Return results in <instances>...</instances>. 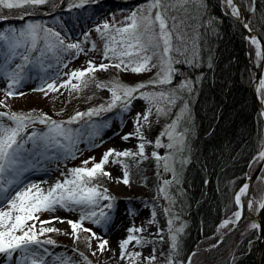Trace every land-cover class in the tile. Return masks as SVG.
<instances>
[{
	"label": "snow or ice",
	"instance_id": "6c2138e0",
	"mask_svg": "<svg viewBox=\"0 0 264 264\" xmlns=\"http://www.w3.org/2000/svg\"><path fill=\"white\" fill-rule=\"evenodd\" d=\"M50 3L52 0H0V6L3 8L25 9L26 14L29 8L34 9ZM87 3L89 0H79V3L73 2L70 7L83 8ZM190 3H198L200 7H206L204 0H148L144 7L131 12L126 18L127 22L122 23V26L116 27L108 22L98 26L96 32L106 41L102 57L113 63L97 65L89 60L86 68L66 73L65 75L70 76V79L59 85L56 84V80L59 79L60 73L57 71L49 74V69L61 63L63 53L71 50H75L76 56L84 53L85 50L80 42L66 43L60 32L41 23L30 22L20 28L0 30V77L6 81V87L0 89L4 92V99H0V107L8 108L6 103L8 98L23 95V93H17L16 89L26 79L31 69L36 70V77L42 81L41 86L34 90L43 92L45 96L50 92H58L60 88L70 87L73 92L82 91L95 81L97 72H107L110 67L120 72L133 74L152 72L155 69V74L151 79L135 85L123 83L115 78L109 82L96 83V87L106 89L111 93L110 102L87 112H77L67 121L54 120L47 114H36L35 110L28 113L10 110L0 112V254L8 260H12L14 254H18L19 264H46V258L52 253L44 245H55L56 241L50 238L42 240L41 237L48 233L59 232L60 229L54 226H45L57 221L66 222L70 226V235L76 241L81 240L82 234L87 233L84 240L89 248L92 246V239H97L99 241L97 250L103 253L107 248L108 240L97 236L91 228L84 227V222L90 221L93 225L99 226L111 221L117 210L116 198L99 183L103 177L113 179L112 174L105 170V166L110 163V158L112 164L122 166V175L115 178L116 181L130 185L129 161L138 166L148 160L150 158L146 153L148 146L154 149L169 150L168 155H162L154 150L150 156L156 161L158 169L172 174V180H162L159 191L164 199L174 203L168 189L173 181L180 182L176 164L179 163L182 168L189 162L183 156L186 150L188 129L181 128V122L185 120L189 112L188 103L183 104L175 119L154 141L149 140L145 132L151 128L150 118L153 112L155 111L157 117L169 116L177 101L183 99L181 93L193 92V81L185 78L178 87L171 90L144 91V89H158L161 86L173 84L175 77L182 75L176 65H188L191 68L201 66L198 30L189 35V29L194 26L188 21L193 17L189 15L181 19L176 15H170L181 9L187 13L186 6ZM224 3L231 9L233 16L237 18L241 16L240 8L235 0H224ZM254 3L255 0H253ZM250 11H255L254 6L250 8ZM19 18L23 19L24 15H20ZM208 23L211 24V21ZM88 35V33L85 34V40L88 39ZM250 39L251 43L257 46V56H262L259 50L260 42L255 37ZM91 50H96L95 42L92 43ZM34 53L38 55L34 56ZM17 58L18 62L13 63L17 61ZM46 60L54 61V63H45ZM211 66L209 63L208 67ZM63 67H67V64H63ZM257 91L261 94L260 103L264 105V79L258 80ZM138 99L147 102V106L143 112L136 113L133 131L121 137L123 141L132 138L138 140L135 151L110 148L99 162H96L95 157L84 160L83 166L69 169L62 181L57 180L47 189L41 186V183H47V181L24 182L25 174L37 169L45 161L75 159L79 150L77 146L82 142V138L86 137L89 145L92 146L91 142L99 136L101 127L108 126L107 123L97 125L86 122V130L82 132L81 129H73L71 125L79 123L85 117L91 120L93 116L111 112L118 107L128 113L131 111L132 102ZM187 118L190 120V115ZM37 123L45 125V129H33L29 132V129ZM164 137L167 138V143L163 142ZM258 159L264 160V150L260 151ZM89 164L92 166L88 167ZM246 196L249 197L248 200L242 201V197ZM102 201L108 203L101 205ZM234 202L238 210L233 213L231 219H225L221 223V228H227L230 224H238L245 207L251 209L255 205L260 210H264V198L259 202L252 200L248 183L243 184L235 194ZM57 210L79 212V218L66 221L58 216L51 220L40 219L41 214L55 213ZM125 210L130 212L127 208ZM163 211L168 214L170 208H165ZM153 216H155L154 211ZM36 222L40 224L39 229H37ZM149 223H156V221L153 219ZM167 223L171 233L170 248L175 254L178 250L177 233L183 232L184 229L183 227L173 229V219H168ZM249 227L252 230H261L262 226L258 222H253ZM145 230L143 227L135 226L126 229V237L118 242L120 259H127L130 262L139 260L142 253L129 252V245L135 244L142 247L153 243L137 235ZM157 234L159 235V231ZM160 239H163L162 235ZM92 254L96 255V252ZM80 256L86 264H91L83 253H80ZM145 259L147 264H153L157 257L152 254ZM55 261L57 264H74L70 258L61 256H56ZM168 264H174L173 260L169 259Z\"/></svg>",
	"mask_w": 264,
	"mask_h": 264
},
{
	"label": "trees",
	"instance_id": "16d2710c",
	"mask_svg": "<svg viewBox=\"0 0 264 264\" xmlns=\"http://www.w3.org/2000/svg\"><path fill=\"white\" fill-rule=\"evenodd\" d=\"M147 2L148 0H91L83 8H75L70 7L66 0H52L50 4L27 9V14L25 9L8 10L0 6V30L5 27L20 28L28 21H37L60 32L67 43L70 35L78 36L108 10L134 11L144 7ZM240 2L246 11H250L254 5L251 23L264 40V0H255L254 4L253 0L250 3L247 0ZM204 4L206 7L190 3L186 6L187 13L182 9L170 13L181 19L189 15L193 17L188 21L194 26L189 29V35L198 30L201 66L191 68L188 65H176L182 75H177L173 84L158 89L149 88L154 91L171 90L178 87L185 78L193 81V92H182L183 99L179 100V103L187 102L189 106V112L181 122V128L188 129L183 156L189 162L182 168L177 163L180 182L173 181L168 189L174 203L169 200L164 202L162 195L157 199H152L147 194L143 196L146 203L156 211L158 220L166 223L167 219H173V229H184L183 232L177 233L178 250L175 254L172 253L174 264H187L190 255L195 261V249L213 236L220 222L237 208L234 202L235 193L245 183L251 173V165L264 145L263 123L252 87L255 48L247 39L246 31L237 17L224 7L223 0H204ZM22 14L24 18L20 19ZM59 15L65 17V23L60 21ZM111 16L106 15L104 18L109 20ZM208 21H211V24ZM209 63L211 67H208ZM96 74L97 78H102L104 82L115 78L123 83L135 85L142 79H151L155 69L152 72L133 75L110 67L107 72ZM89 87L93 108L108 103L98 98L95 85L89 84ZM20 110L19 107H10V111ZM111 112L93 116L91 120L106 117ZM84 119L89 120L88 117ZM159 122L160 118L155 121L157 124ZM157 124H154L151 131L156 130L159 126ZM76 125L70 127L76 129ZM129 163L131 175L134 176L137 174L136 168L133 162ZM142 164L152 168L155 166V163L149 160ZM153 178V175L147 177L150 186L154 184ZM99 183L105 186V177L101 178ZM160 198L164 206H169L168 214L159 208L162 205ZM259 216L264 235V210L259 212ZM237 234L234 231L228 233L215 248L209 251L200 250L199 253H205V259L215 261L211 264H256L260 248L258 230H252L236 240ZM159 240L152 239L162 243ZM59 242L67 247L71 246L69 238L65 241L59 239ZM167 244L168 241H163L162 246L171 250ZM75 249L87 255V248L82 242L77 243Z\"/></svg>",
	"mask_w": 264,
	"mask_h": 264
},
{
	"label": "rangeland",
	"instance_id": "374dc122",
	"mask_svg": "<svg viewBox=\"0 0 264 264\" xmlns=\"http://www.w3.org/2000/svg\"><path fill=\"white\" fill-rule=\"evenodd\" d=\"M64 1V0H63ZM69 5H71L73 2L79 3V0H66ZM91 1V0H89ZM249 3L251 0H247ZM224 7L231 13V9L224 3ZM135 11V10H134ZM133 12L132 10H108L106 13H104L102 17H100L97 21H95L93 24L88 26L86 29L82 30V32L76 36L73 37V35H70L68 37L67 43H74V42H80L82 44V47L84 48L85 52L81 53L79 56L75 55V50H71L67 53L62 54L61 63L58 66H55L51 69H49V74H54L57 71L60 73L59 79L56 80V84L59 85L60 83H63L64 81L70 79V76L65 75L66 73H70L73 70L77 69H84L87 67V63L89 60H92L97 65L100 63H113V61L104 60L102 57V51L105 44V39L101 38V35L96 32V28L98 26H101L103 23L108 22L110 25H115L116 27L122 26V23H126V18L130 15V13ZM47 13V12H44ZM112 15L109 20L104 18L106 15ZM59 19L62 23L66 22V19L63 15H59ZM38 23L37 21H28L26 23ZM24 24V26L26 25ZM48 27V26H46ZM8 28H14V27H5L1 30H7ZM88 33V39L85 40V34ZM95 42L96 44V50H91L92 43ZM251 43V41H250ZM255 48V58L254 63H257V61H261L262 56H257V46L253 45ZM253 48V49H254ZM261 51V47L259 49ZM34 56L36 54H33ZM18 62L14 61L13 63ZM45 63H54L48 62L47 60ZM63 64H67V67H63ZM154 70V69H153ZM98 73V72H97ZM131 73V72H129ZM147 73V72H146ZM133 74V73H131ZM43 75V74H42ZM114 75V74H113ZM119 75V73L117 74ZM136 75V74H133ZM122 76V75H121ZM147 76V74H146ZM154 76V75H153ZM151 76V78L153 77ZM149 79V78H148ZM104 81L102 78H96L95 81L91 82L90 84L95 85L96 83ZM147 80H140L141 82H146ZM73 83H77V81H73ZM137 84L139 82H136ZM42 81L36 77V70L31 69L28 71L26 79L23 80L20 84V86L16 89L17 93H23V95H17L13 98H8L6 100V103L8 104V108L0 107V112L2 111H9L10 107H19L21 110L20 112L28 113L35 110L36 114H47L48 116L52 117V119L61 121V120H68L70 117L75 115L77 112H87L90 109L93 108V102L90 101V87L89 85L86 88H83L82 91H71L69 88H60L58 92H50L47 96L43 92L35 91L34 89H37L41 86ZM6 87V81L0 77V89H4ZM97 95L100 100H106L110 102L111 100V93L107 91L106 89H101L96 87ZM144 91H154L150 89H146ZM0 99H4V92L0 91ZM95 101V100H94ZM185 102L179 103V100L177 101V104L175 107L171 109V113L169 116H161L157 117L155 115V111L153 112V116L150 118L152 120L151 128L148 129L145 132V135L149 140H155L157 137L160 136V133L165 129V127L172 122V120L175 119L176 114L180 111V108L183 106ZM147 106V102L143 100H134L132 102L131 111L128 113H125L121 110L119 107L117 111H113L109 113L106 117H100L93 120L85 121L81 120L76 125V129H81L82 132L86 130V122L87 123H95L97 125H104L107 123V127H101L100 134L97 136L92 142V146L89 145V142L87 141L86 137L82 138V142L78 144V151L76 153L75 159H67V160H53V161H45L42 165H39L37 169L31 170L28 173L25 174L24 182H34V179H30L31 176L34 174V171L40 172L42 174H49L53 178L51 182V186L57 181V180H63L65 176L68 174V170L74 167H81L83 166L82 162L84 160H87L91 157L96 158V162H99L103 154L108 151L110 148H115L117 150H125V149H131L133 151L136 150V145L139 143L138 140L135 139V143L129 146L119 147L116 146L113 142L111 137L106 136L105 134L107 132L112 133H120L122 131H125L126 133H129L133 131V121L135 119L137 112H143L145 107ZM59 113V115H57ZM160 118V122L157 124L155 121H158ZM6 122V121H5ZM154 124L159 125L156 127V130L153 132L151 129L154 127ZM33 129L35 130H44L45 125H41L39 123L32 126V128L29 129V132H31ZM87 131H91L90 129H87ZM163 142L167 143V138H162ZM98 145V146H97ZM158 151L162 155H168L169 150L167 149H154L152 146H148L146 148V153L149 154V161H153L155 163L154 168L149 166H144L142 163H140L138 166L134 164L136 168V172L134 176L130 175V185H124L123 183H119L116 181V177H114V170L117 168L119 169V175L120 177L122 175V166L121 165H115L110 163L105 166V170L110 172L112 174L113 179H109L105 177L106 179V185L102 186V188H107L108 193L116 198V206L117 210L113 214V218L110 221L111 224L118 225L117 227H113V229H121L120 239H118L116 248L111 249V235L112 228L111 226L108 227L107 223H102L101 225H93L90 221L84 222V227L91 228L94 232L97 233V236L107 239L108 245L106 250L101 253L97 250V245L99 241L97 239H92L91 241V248L88 247L87 243L84 240V237L87 236V233L82 234V238L79 241H76L71 233L70 226L65 223H60L59 221L55 222L52 225H45L46 227L54 226L58 229H60L59 232H52L48 233L45 236H42L41 239H52L56 241L55 245H44L45 248L49 250V252L52 253L51 256H48L46 258V264H57L55 261L56 256H61L63 258H70L71 262H74V264H86L84 262L83 257L80 256V252H77L75 249V246L77 243L82 242L85 244V247L87 248V255H84L88 258V260L91 261V264H147L146 257L149 255L154 254L157 259L153 262V264H168V260H172V252L167 247L162 246L163 241H168L169 244H171V233L169 232V225L166 222H161L158 220L156 211L151 207L150 204L146 203V200L143 198L145 194L148 195V197H151L152 199H157L163 194L160 193L159 188L162 186V180L163 179H172V174L168 172H164L162 169H158L156 167V161L154 158H151L150 153L152 151ZM260 153V152H259ZM259 156V155H258ZM258 156L255 158L251 165V173L254 172V170L259 165L260 161L258 159ZM92 164H89L88 167H91ZM178 164H176L177 168ZM131 173V170H130ZM153 175L155 178H153L154 184L151 186L147 183V177H150ZM139 177V178H138ZM149 181V180H148ZM264 177L261 175L259 179L256 181L253 193H252V200L259 202L262 198H264ZM42 186V185H41ZM43 187V186H42ZM47 189L46 187H44ZM238 192V191H237ZM243 201H245V197L242 198ZM164 202L168 201L163 198ZM160 201L162 203V200L160 198ZM108 203L107 201H102L101 205ZM150 203V202H149ZM158 203V202H156ZM166 205V204H165ZM130 210L126 211L125 209ZM159 208H162L163 210L165 208H169V206H164L162 203ZM238 210L237 208L231 212L228 216L225 217V219H231L233 217V213ZM97 211H99V208H97ZM107 211V209H105ZM153 211L155 212V216H153ZM252 211V213H251ZM251 211H247L250 215H243V218L240 219L238 224H230L227 228H221L219 226L217 227L216 233L205 240L201 246L197 247L195 250L194 258L196 260L190 259L187 264H211L215 261L208 259H205V253H199L200 250H206L209 251L210 249H213L216 247L217 243L221 241L223 237H225L228 233L231 232H237L236 240L238 237H243L244 235L248 234L252 229L249 227L251 223L254 221L252 220V217H254L256 214L259 215V212L261 211L258 207L254 205L253 208H251ZM131 213V214H130ZM57 216L64 219L65 221L68 219L77 220L79 218V212H66L63 210H57L55 212ZM53 213L45 212L40 215L41 220H51ZM56 217V216H55ZM155 220L156 223H149L150 220ZM168 220V219H167ZM59 222V223H58ZM31 223V222H30ZM37 229H39L40 224L39 222H36ZM143 227L146 230L142 233H138L137 235L142 236L146 240L152 241V239H160V236H163V239L159 240L161 242H154L147 244L145 246H138V245H129V252H141L142 255L139 258L138 261L130 262L127 259H120V249L118 247V242L122 239H124L127 235L126 229L129 227ZM111 228V229H110ZM175 229V228H174ZM159 231V235L157 234ZM69 233V234H65ZM70 239L71 246H66L65 244L59 242L60 240L65 241V239ZM216 239V240H214ZM58 240V241H57ZM234 239L232 240L233 243ZM96 252V255H93L92 253ZM264 255V247H262V253L260 257V262L264 264V261H262ZM0 262L3 264H19L18 261V254H14L12 260H8L4 255H2V258H0Z\"/></svg>",
	"mask_w": 264,
	"mask_h": 264
},
{
	"label": "water",
	"instance_id": "95a60500",
	"mask_svg": "<svg viewBox=\"0 0 264 264\" xmlns=\"http://www.w3.org/2000/svg\"><path fill=\"white\" fill-rule=\"evenodd\" d=\"M235 3L237 4V6L240 8V11H241V16L237 19L241 23L243 29L246 31L247 38H250L253 35H255L257 40L260 42L262 59H261V64L256 66L254 69V80H253L252 87H253L254 92H255V97H256L259 113H260V116L262 119L263 131H264V115H262V113H264V105H262L260 103V98H259V95H258L257 89H256V87L258 85V80L264 79V40H263L262 36L260 35V33L254 28V26L251 23V20H250L251 19V12L244 10L240 0H235ZM245 25H248V27H245ZM249 28H251V31H249ZM263 150H264V148H263ZM263 169H264V160H261L259 165L255 169V171L247 179L246 183L249 184V194H250L251 198H252L253 185L257 181L259 176L261 175ZM248 198L249 197L246 196L245 201H247ZM247 211H248L247 207H245V212L247 213V215H250ZM252 220L254 222L260 223L262 226V223H261V220H260V217L258 214L255 215L254 217H252ZM259 242H260V248H259V253H258L256 264H260V257H261V253H262V247H263V227H261V230H259Z\"/></svg>",
	"mask_w": 264,
	"mask_h": 264
},
{
	"label": "bare ground",
	"instance_id": "6f19581e",
	"mask_svg": "<svg viewBox=\"0 0 264 264\" xmlns=\"http://www.w3.org/2000/svg\"><path fill=\"white\" fill-rule=\"evenodd\" d=\"M252 37H255L256 38V36L255 35H253ZM252 37H250V38H252ZM249 38V40L251 41V39ZM257 39V38H256ZM261 64V61H257V63H255V67L256 66H258V65H260ZM252 85H253V82H252ZM258 88V85H257V87H256V89ZM257 93H258V95H259V98H260V93L257 91ZM124 134H126V132L125 131H122V132H120V133H110V132H107L105 135L106 136H109V137H111V139H112V142L116 145V146H119V147H124V146H129V145H132V144H134L135 143V138H132V139H129L128 141H123L122 139H121V137L124 135ZM259 155V153L256 155V157ZM118 175H119V169H115L114 170V177H118ZM30 179H34L33 181L34 182H37V183H40V182H42V181H47V183H41V185L43 186V187H46V188H48V187H50L51 186V182H52V180H53V178L51 177V175H49V174H42V173H40V172H36V171H34V174L31 176V178ZM243 198V197H242ZM242 201H243V199H242ZM247 210H249V211H251V209H249V208H247ZM251 213H252V211H251ZM54 215H52V217H51V219H53V217H55V216H57L55 213H53ZM59 217V216H58ZM59 223V222H58ZM107 225H108V227H110L111 226V228H112V233H110V235H111V240H112V243H111V249H115L116 248V244H117V241H118V239H120V234H121V229H122V227H119L120 228V232H119V229H113V227H117L118 225H114V224H111V222L109 221V222H107ZM110 228V229H111ZM0 258H2V254H0ZM257 261V260H256ZM0 264H3L2 262H0ZM17 264V263H16ZM260 264H261V262H260Z\"/></svg>",
	"mask_w": 264,
	"mask_h": 264
}]
</instances>
